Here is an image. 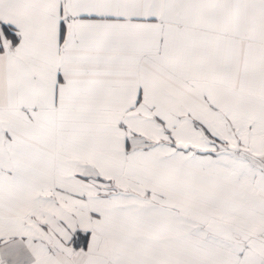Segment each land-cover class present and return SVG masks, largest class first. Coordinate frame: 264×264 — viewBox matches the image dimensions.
Masks as SVG:
<instances>
[{"label":"snow or ice","instance_id":"obj_1","mask_svg":"<svg viewBox=\"0 0 264 264\" xmlns=\"http://www.w3.org/2000/svg\"><path fill=\"white\" fill-rule=\"evenodd\" d=\"M0 264H264V0H0Z\"/></svg>","mask_w":264,"mask_h":264}]
</instances>
